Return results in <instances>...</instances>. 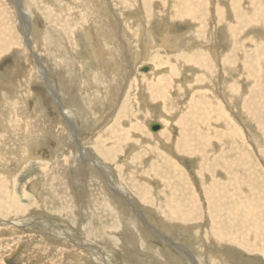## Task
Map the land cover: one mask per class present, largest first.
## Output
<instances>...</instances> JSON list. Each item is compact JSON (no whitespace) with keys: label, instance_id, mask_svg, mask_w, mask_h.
<instances>
[{"label":"rangeland","instance_id":"obj_1","mask_svg":"<svg viewBox=\"0 0 264 264\" xmlns=\"http://www.w3.org/2000/svg\"><path fill=\"white\" fill-rule=\"evenodd\" d=\"M18 10L25 18L18 19ZM263 14L264 0H0V169L10 168L16 153L33 155L14 184L0 170V264H102L58 229L97 246L108 264H187L173 247L184 244L202 264H264ZM112 16L137 29L107 43L101 27ZM83 31L97 50L101 44L118 57L114 105L110 94L117 89L107 94L105 65L89 58ZM166 32L177 45L173 51L161 44ZM213 47L219 67L206 57L199 67L179 59ZM135 53L143 56L136 64ZM130 64L141 75L154 67L169 72L137 77L135 90ZM147 65V72L139 70ZM127 87L132 91L119 115ZM218 112L222 124L213 120ZM150 120L167 125L158 139L145 125ZM124 122L138 138L128 137ZM227 122L239 138L221 135ZM80 146L103 152L111 175L81 159ZM108 183L122 185L127 195L106 196ZM171 208L188 214L172 216Z\"/></svg>","mask_w":264,"mask_h":264},{"label":"bare ground","instance_id":"obj_2","mask_svg":"<svg viewBox=\"0 0 264 264\" xmlns=\"http://www.w3.org/2000/svg\"><path fill=\"white\" fill-rule=\"evenodd\" d=\"M110 1V0H109ZM107 3V2H106ZM16 4V3H15ZM105 4V3H104ZM109 4H110V2H109ZM122 4V3H121ZM108 5V4H107ZM208 5V4H207ZM233 6V5H232ZM110 9V8H109ZM184 9V8H183ZM234 14V13H233ZM109 15V14H108ZM111 15V14H110ZM219 15V14H218ZM264 15V14H263ZM25 18V14L21 11V10H18V19L19 20H21L22 18ZM84 18H86V17H84ZM88 18H86V21H89V19L87 20ZM125 19V18H124ZM123 19V20H124ZM122 20V17H117V18H115L114 16H112V20H111V18H110V20H107L106 22H103V27H101V29H102V34H104L105 35V37H104V39H105V41H107V43H108V41L110 40V39H119V40H121V37H123V34H125V35H132L133 33H134V31L137 29V24H135L133 27H132V29L133 30H127V26L128 25H130L131 26V24H132V22H130V21H128L127 22V20L125 21H123ZM129 20V19H128ZM85 21V22H86ZM134 21H136V23H137V18L134 20ZM227 25V24H226ZM17 26H20V24H19V21L17 22ZM228 26V25H227ZM226 26V27H227ZM139 27V26H138ZM94 29V28H93ZM100 29V30H101ZM139 29H141V28H139ZM143 30V29H142ZM229 31V30H228ZM97 33H98V31H97ZM141 33H142V31H141ZM83 34H84V37H85V41H86V43H85V45H87L88 46V48H90V49H88L89 51H87V53H88V56H89V58L91 59V60H95L96 62H100V63H104V65H105V73L104 74H106V77H105V82H106V92H107V94H109L110 93V91L111 92H113V89H111V87L112 88H115V89H117V90H115L114 91V93H113V95H111L110 94V96H111V98H112V100H111V98H110V100H111V103L116 99V97L117 96H119V93L117 92L118 91V89L119 88H121V86H117L116 84H117V82H119V73H118V69L120 68V63H119V60H118V57L117 56H115L113 53H110V51H112L111 50V48H109L108 50L106 49V48H104V47H102V45L101 44H99V50H97L95 47H94V45L92 44V42H91V35L89 34V32H87V31H83ZM44 35V34H43ZM56 36V35H55ZM140 36V35H139ZM170 39H171V37H170V35L169 34H167V32L166 33H164V35H162V36H160V40H161V44L164 46V45H167L168 46V50H171V51H173L174 50V48H176L177 47V45H176V47H175V45L173 44V43H171L170 42ZM121 44L123 43V42H120ZM98 44V43H97ZM193 45H195V44H193ZM197 45V44H196ZM108 46H110V45H108ZM122 46H123V44H122ZM124 47V46H123ZM207 47H209V46H207ZM214 48V47H213ZM238 48V47H237ZM116 50H117V48H115ZM219 50V49H218ZM108 52V54L107 55H110V56H107V57H104V54L106 53V52ZM211 53H209V52H206L205 53V55H202L201 57L199 56L200 54L198 53V54H194V53H191L190 55H187V58L185 59H182L183 57L181 56V58L179 57V59H181V60H183V64H184V61H188V62H190L189 64V66H191V65H193V66H197V67H199L198 65H197V62L199 61H205V57L207 58V60L209 61H211L212 62V64L211 65H214L215 67H216V65H217V67H219V65H218V62L217 61H219L218 59H219V53H218V51H217V49L216 48H214V50H212L211 48H210V50H209ZM196 52V51H195ZM229 52V51H228ZM127 53V49H126V47H124L123 48V54H126ZM163 54V53H162ZM182 54H184V52H180L179 54H178V56H180V55H182ZM186 54V53H185ZM106 55V54H105ZM154 55V54H153ZM157 55V54H156ZM145 56V55H144ZM159 56V55H158ZM211 56V57H210ZM225 56H226V54H225ZM257 56V55H256ZM108 60H107V59ZM141 58H143V56H141V55H138L137 53H135V55L133 56V62H134V64H136L137 63V59H141ZM243 58V57H242ZM106 59V60H105ZM173 59V58H172ZM176 59V58H175ZM178 59V60H179ZM37 60V59H36ZM225 61V60H224ZM198 62V63H199ZM206 62V61H205ZM204 62V63H205ZM179 63V62H178ZM175 64V63H174ZM188 64V63H187ZM131 65V64H130ZM199 65H201V64H199ZM208 65V64H207ZM223 65H224V63H223ZM233 65V64H232ZM238 65V64H237ZM111 66H113L114 68H115V71H114V75H112V73H110L109 74V72H107V70L109 69V67H111ZM203 66V65H202ZM140 67V66H139ZM206 67V66H205ZM145 68H147V70H145ZM150 67L147 65V66H141V68L139 69L141 72H143V73H145V72H147L148 71V69H149ZM156 67H154V69H153V72L151 73V74H148V75H141V74H139V73H137L136 71H134V67H132V65H131V67H130V74H131V76H133V74H135V72H136V75L134 76V77H136L135 79H132L131 81H132V89H135V90H139V89H137L138 88V83H137V77H142V76H147V77H150V76H153V74H154V77H156V78H160V77H163L165 74H167L169 71L167 70L166 71V73L165 74H163V72H162V69L161 70H159V68H157V69H155ZM210 68V67H209ZM205 69V68H204ZM244 69V68H243ZM150 70V69H149ZM196 70H198V68H196L195 69V71ZM163 71H164V69H163ZM210 71V70H209ZM150 72V71H149ZM40 73H41V75H42V77H44L45 78V72H44V70H42V69H40ZM196 76V75H195ZM180 77V76H179ZM140 80V79H139ZM174 80V79H173ZM195 80V79H194ZM197 80V79H196ZM131 81L129 82L130 84H131ZM186 81H187V78H185L184 79V81H183V84L185 85L186 84ZM88 85H93V84H96V83H93V81L91 80V78L90 77H87L86 78V81H85ZM98 82V81H97ZM196 82V81H195ZM46 83V82H45ZM121 83H119L118 85H120ZM182 84V85H183ZM47 85V88H48V91L53 95V97L55 98V100L57 101V93L54 91V89L51 87V86H49V84H46ZM181 85V86H182ZM136 86V87H135ZM105 87V86H104ZM181 88H183V86L181 87ZM193 88V87H192ZM191 88V89H192ZM129 90H131V88H129V87H127V89H125V92H124V94H121L122 95V100H121V103L118 105V109H117V113L119 114V115H121L124 111V108H126V106H123L124 105V102H126L127 101V99L130 97V95L128 94L129 93ZM132 91V90H131ZM186 91V86H185V88H183L182 90H181V92L183 93V92H185ZM178 92V91H177ZM136 93H137V91H136ZM140 93V92H139ZM234 93V92H233ZM174 96V95H173ZM97 97V96H96ZM103 97V96H102ZM97 100V99H96ZM98 103L97 104H99L101 107H102V105H103V101H101L100 99L97 101ZM123 102V103H122ZM144 103V102H143ZM215 103V102H214ZM96 104V103H95ZM113 105H114V103H112ZM134 104V103H133ZM193 104V103H192ZM60 105V104H59ZM188 105V104H187ZM193 106V105H192ZM1 107V106H0ZM116 108V107H115ZM60 109H62L61 111L63 112V114H62V116H63V118L65 119V122H67L69 125H70V128L72 127V129L75 131L74 133H76L77 134V132H78V129L76 128V126H74L72 123H70V117L69 118H67V116L69 115V113L65 110V109H63V108H61L60 107ZM101 109V108H100ZM197 109V108H196ZM195 109V110H196ZM184 110V109H183ZM182 110V111H183ZM216 110H218L217 108H216ZM61 112V113H62ZM134 112V111H133ZM68 114V115H67ZM176 114V113H175ZM212 115H214V114H212ZM221 115H223L222 113H220V112H218V114L216 113V119H214V117H215V115L214 116H212L213 117V120H219L220 121V124H222L221 122H222V116ZM11 116V115H10ZM3 120L4 119H2V122H0V129L2 128V127H4V125L2 126L1 124H3ZM44 121V120H43ZM124 121V120H123ZM122 121V122H123ZM218 121V122H219ZM45 122V121H44ZM151 122H155V121H146V127H147V129L150 131V132H152V137H154V138H159V136H160V134H161V132L163 133V130H166V127H167V125H166V127H164V126H162V125H160L159 124V122H157L156 121V123H158L159 125H160V128H159V130H161V131H159V130H155V131H152V130H150V128H149V123H151ZM122 124H125V126H129V128H127L126 127V131H127V133H128V137L129 138H131L132 139V137H134L135 138V136L138 138V136H139V134L138 133H135V132H133L132 131V128H130V125H131V123L129 124V123H127V122H124V123H122ZM217 124H219V123H217ZM97 125V124H96ZM165 125V124H164ZM231 124H228V122L227 123H224V125H223V132L221 133V135L223 136V137H228L229 138V136L230 137H232V138H239V135H240V133H239V130L238 129H235V127H234V129H232L231 128V126H230ZM6 126V125H5ZM8 128V127H7ZM10 128V127H9ZM5 129V128H4ZM111 129V128H110ZM107 130V129H106ZM108 130H109V128H108ZM5 131H6V129H5ZM10 131H11V129H10ZM158 131V132H157ZM8 132V131H7ZM13 132V131H12ZM11 132V133H12ZM165 132V131H164ZM8 134V133H7ZM219 134V133H218ZM11 135V134H10ZM56 135V134H55ZM13 136V135H12ZM57 136V135H56ZM55 136V137H56ZM221 137V136H220ZM241 137V136H240ZM75 138V137H74ZM16 139V138H15ZM112 140V139H111ZM140 140V139H139ZM138 140V141H139ZM240 141L239 142H243L242 141V139L240 138L239 139ZM27 141L28 140H25V143H27ZM131 141V140H130ZM238 141V140H237ZM134 142H135V140H134ZM133 142V143H134ZM137 142V141H136ZM135 142V143H136ZM79 143V141L77 140V144ZM113 143V142H112ZM129 144V143H128ZM228 144H229V142H228ZM242 145V144H241ZM133 148L134 147H136L137 145H135V144H132L131 145ZM243 146V145H242ZM138 147V146H137ZM169 147V146H168ZM94 148L97 150V148L94 146ZM237 148V147H236ZM3 149V148H2ZM30 149V148H29ZM245 149V148H244ZM16 150V149H15ZM14 150V151H15ZM112 150H114L115 151V149H114V147H110V151H112ZM137 150V149H136ZM4 151H6V150H4ZM12 151V150H11ZM13 151V152H14ZM18 151V150H17ZM27 151H28V147H27ZM30 151V150H29ZM28 151V152H29ZM98 151H100V150H98ZM1 152V151H0ZM19 152V151H18ZM100 152H102V151H100ZM134 152V151H133ZM6 153H8V152H6ZM5 153V154H6ZM15 153V152H14ZM32 153V152H31ZM135 153V152H134ZM11 154V153H10ZM26 154V153H25ZM1 155H3L4 156V154L2 153ZM0 155V156H1ZM14 155V154H13ZM16 155V161H15V163H14V161H13V165L10 167V168H6V169H0L1 170V174H2V176H3V174H6L7 176H9V177H11L10 179H11V181H12V184H14V182H15V174L17 173V170H18V168H21V169H23L22 168V166H23V164H25L27 161H30L31 160V158H32V156H28L27 157V155H25V156H22V154L21 155H18L17 153L15 154ZM29 155H31L30 153H29ZM79 155H80V158L81 159H83V160H88L93 166H95L98 170H99V172H101V173H105V174H108V175H111V171H110V169L109 168H107L106 166H105V164L102 162V160H104L102 157H100V156H102L103 155V152L100 154H98V155H94V153H93V151L91 152L88 148H83V147H81L80 146V152H79ZM135 155V157L137 156V153H135L134 154ZM8 156V155H7ZM115 157V156H114ZM14 158V157H13ZM30 158V159H29ZM9 159V158H8ZM111 159V158H110ZM129 159V158H128ZM27 160V161H26ZM39 160V159H38ZM105 160H108V159H105ZM116 160V159H115ZM115 160H113V161H115ZM131 160H132V158H131ZM0 161H1V159H0ZM5 162H6V160H5ZM8 162L10 163L11 162V160L9 161L8 160ZM128 162V161H127ZM45 163V162H44ZM129 163V162H128ZM2 164H4V163H2ZM16 164V165H15ZM127 164V163H126ZM22 165V166H21ZM122 166V165H121ZM2 167V166H1ZM124 168V167H123ZM49 171V170H48ZM50 172V171H49ZM13 175V176H12ZM125 175V174H124ZM155 175V174H154ZM1 176V175H0ZM8 177V178H9ZM7 178V179H8ZM107 178V177H106ZM43 179V178H42ZM142 179V178H141ZM215 181V180H214ZM105 182V181H104ZM104 182H103V184H104ZM124 182H125V180H124ZM150 182V181H149ZM7 183V182H6ZM11 183V182H10ZM219 183V182H218ZM102 184V183H101ZM102 184V185H103ZM212 184V183H211ZM214 184V183H213ZM101 185V188H103L104 190H105V187H103ZM122 186V185H121ZM121 186H117L116 185V187H112V185L110 184V183H108V192L105 190V194H106V196L108 195H112V193L113 192H115L114 194H116V195H122V196H124L126 193H125V189L124 188H122ZM208 186V185H207ZM218 186H219V184H218ZM5 187V186H4ZM10 187V186H9ZM128 187V186H127ZM15 188V187H14ZM2 189V188H1ZM32 189L34 190V188L32 187ZM110 190V191H109ZM130 190L136 195V197H139L140 199H143V200H146L147 198H145L146 197V195H144V193L142 194L141 193V195H137V190H135V189H132V187H130ZM8 191V190H7ZM14 191V190H13ZM223 191V190H222ZM34 192H36V191H34ZM110 192V193H109ZM126 192H127V190H126ZM37 193V192H36ZM218 193V192H217ZM246 193V192H245ZM113 194V195H114ZM140 194V193H139ZM151 194V193H150ZM8 195V194H7ZM127 195V194H126ZM253 195V194H252ZM116 197V196H115ZM166 197V196H165ZM216 197V196H215ZM117 198V197H116ZM116 198H115V201H116ZM119 199V198H118ZM124 199V198H123ZM127 201H129L128 199H126ZM178 201V200H177ZM208 204V203H207ZM218 205V204H217ZM23 206V205H22ZM210 207V206H209ZM3 208V207H2ZM1 208V209H2ZM165 208V207H164ZM111 210V209H110ZM181 210H183V211H181ZM181 210H174V208H171V210L169 211V212H171V215L173 216V214H175L174 212H177L178 213V215L180 216V217H184L183 215L184 214H186V210H185V208H182ZM190 211V210H189ZM226 211V210H225ZM15 212V211H14ZM13 212V213H14ZM166 212H168V210L166 211ZM227 212V211H226ZM2 213V212H1ZM81 213V212H80ZM167 214V213H166ZM182 214V215H181ZM187 214H188V212H187ZM228 214V213H227ZM242 214V213H241ZM4 215V214H3ZM248 215V214H247ZM186 216V215H185ZM139 217H140V219H141V221L142 222H144V220L142 219V216L141 215H139ZM248 217V216H247ZM166 218V217H165ZM120 220V219H119ZM122 220V219H121ZM120 220V221H121ZM230 220V219H229ZM5 221V220H4ZM83 221V220H82ZM6 222V221H5ZM91 222V221H90ZM10 223V225H12L13 227L14 226H20V227H26V228H32L33 226L35 227V226H37V227H40L41 229H49V230H51V229H55V227L54 228H52L53 226L51 225V224H46V225H41V224H38V223H32V222H21V221H12V222H9ZM232 224V223H231ZM255 224V223H254ZM223 225V224H222ZM95 226V225H94ZM147 226V225H146ZM185 227V226H184ZM147 228H150V227H148L147 226ZM231 229V228H230ZM250 229V228H249ZM89 230V229H88ZM45 231V230H44ZM98 231H99V229H98ZM215 231V230H214ZM245 231V230H244ZM51 232V231H50ZM58 232H59V234H62V236H66V238L68 239V240H71L72 241V243L73 244H75V246L77 245V246H79V247H81V248H84V249H86V250H88V251H90V252H92V254H93V256L97 259V261L98 262H100V263H102V264H108L107 263V261H106V256H102V254L99 252V248H97V246H93V245H85L84 243L83 244H81V243H79V242H76V241H74V239L73 238H71V235H70V233L69 232H67V231H65V230H60V229H58ZM86 232H88V231H86ZM89 232H90V230H89ZM155 232V234L157 235V236H159L160 238H161V235L160 234H157L156 233V231H154ZM172 232V231H171ZM225 232V231H224ZM253 233V232H252ZM251 233V234H252ZM56 234H58L57 232H56ZM223 234V233H222ZM167 235V234H166ZM254 235V234H253ZM57 236V235H56ZM58 236H60V235H58ZM165 236V235H164ZM167 239H162L163 240V242L165 243V244H167L168 242H169V240L171 239V235L170 236H168L167 235ZM114 238V237H113ZM166 238V237H165ZM170 238V239H169ZM114 240V239H113ZM215 240V239H214ZM228 240H230V239H228ZM65 241V240H64ZM167 241V242H166ZM233 241V240H232ZM223 243V242H222ZM247 243V242H246ZM245 243V244H246ZM180 244V243H179ZM172 245V244H171ZM175 249H176V251L183 257V258H185V261H186V263L187 264H202L203 262H202V260L200 259V258H194L193 257V255L194 254H191V250L187 247V246H185V244L184 245H175V246H173ZM193 248V247H192ZM193 251V250H192ZM89 252V253H90ZM108 257V256H107ZM210 258V257H209ZM108 260V259H107ZM204 261V260H203ZM212 261V260H211ZM108 262H109V260H108ZM180 262V261H179ZM112 264V263H111ZM204 264H205V262H204ZM211 264H217V262H213V263H211Z\"/></svg>","mask_w":264,"mask_h":264},{"label":"water","instance_id":"obj_3","mask_svg":"<svg viewBox=\"0 0 264 264\" xmlns=\"http://www.w3.org/2000/svg\"><path fill=\"white\" fill-rule=\"evenodd\" d=\"M145 70H147V68H145ZM149 128L152 131L159 130L160 125L158 123H156V122H151V123H149Z\"/></svg>","mask_w":264,"mask_h":264}]
</instances>
